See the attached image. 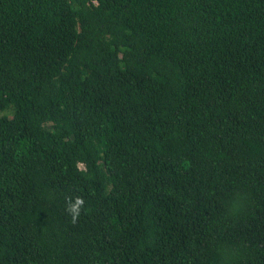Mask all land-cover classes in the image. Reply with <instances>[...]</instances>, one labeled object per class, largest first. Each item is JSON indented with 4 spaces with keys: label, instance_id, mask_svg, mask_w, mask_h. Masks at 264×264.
Masks as SVG:
<instances>
[{
    "label": "trees",
    "instance_id": "1",
    "mask_svg": "<svg viewBox=\"0 0 264 264\" xmlns=\"http://www.w3.org/2000/svg\"><path fill=\"white\" fill-rule=\"evenodd\" d=\"M0 264H264V0H0Z\"/></svg>",
    "mask_w": 264,
    "mask_h": 264
},
{
    "label": "clouds",
    "instance_id": "2",
    "mask_svg": "<svg viewBox=\"0 0 264 264\" xmlns=\"http://www.w3.org/2000/svg\"><path fill=\"white\" fill-rule=\"evenodd\" d=\"M84 201L81 198H76L75 203L69 201L66 211L72 216L73 222L80 214V210L83 207Z\"/></svg>",
    "mask_w": 264,
    "mask_h": 264
}]
</instances>
